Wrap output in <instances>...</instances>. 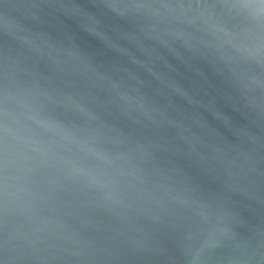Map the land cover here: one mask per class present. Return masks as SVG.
Listing matches in <instances>:
<instances>
[{
    "label": "water",
    "instance_id": "95a60500",
    "mask_svg": "<svg viewBox=\"0 0 264 264\" xmlns=\"http://www.w3.org/2000/svg\"><path fill=\"white\" fill-rule=\"evenodd\" d=\"M0 264H264V0H0Z\"/></svg>",
    "mask_w": 264,
    "mask_h": 264
}]
</instances>
